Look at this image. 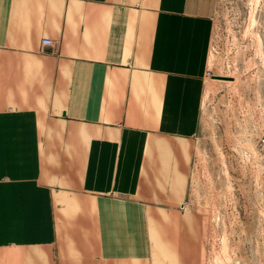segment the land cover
Wrapping results in <instances>:
<instances>
[{"label": "crops", "instance_id": "crops-1", "mask_svg": "<svg viewBox=\"0 0 264 264\" xmlns=\"http://www.w3.org/2000/svg\"><path fill=\"white\" fill-rule=\"evenodd\" d=\"M218 6L0 0V264H178L140 212L188 186Z\"/></svg>", "mask_w": 264, "mask_h": 264}, {"label": "rangeland", "instance_id": "rangeland-1", "mask_svg": "<svg viewBox=\"0 0 264 264\" xmlns=\"http://www.w3.org/2000/svg\"><path fill=\"white\" fill-rule=\"evenodd\" d=\"M208 76L186 191L167 197L169 181L158 183L164 196L149 198L165 204L140 216L179 218L178 264H264V0H219ZM150 239L145 264H154Z\"/></svg>", "mask_w": 264, "mask_h": 264}, {"label": "built area", "instance_id": "built-area-1", "mask_svg": "<svg viewBox=\"0 0 264 264\" xmlns=\"http://www.w3.org/2000/svg\"><path fill=\"white\" fill-rule=\"evenodd\" d=\"M53 43V40L51 38H44L43 39V44L44 45H50ZM259 146H260V149L263 151L264 153V133L261 135V138L259 140Z\"/></svg>", "mask_w": 264, "mask_h": 264}, {"label": "water", "instance_id": "water-1", "mask_svg": "<svg viewBox=\"0 0 264 264\" xmlns=\"http://www.w3.org/2000/svg\"><path fill=\"white\" fill-rule=\"evenodd\" d=\"M217 77H218V78H224V79H225V78H228V77H225V76H217Z\"/></svg>", "mask_w": 264, "mask_h": 264}]
</instances>
